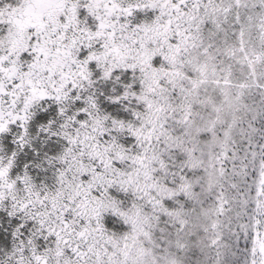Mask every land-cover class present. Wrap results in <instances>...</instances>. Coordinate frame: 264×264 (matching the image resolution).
I'll use <instances>...</instances> for the list:
<instances>
[{
	"label": "snow or ice",
	"instance_id": "1",
	"mask_svg": "<svg viewBox=\"0 0 264 264\" xmlns=\"http://www.w3.org/2000/svg\"><path fill=\"white\" fill-rule=\"evenodd\" d=\"M0 264H264V0H0Z\"/></svg>",
	"mask_w": 264,
	"mask_h": 264
}]
</instances>
